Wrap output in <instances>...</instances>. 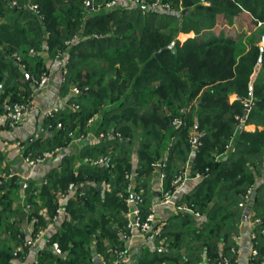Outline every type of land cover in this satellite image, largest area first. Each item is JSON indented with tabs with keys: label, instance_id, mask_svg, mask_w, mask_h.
<instances>
[{
	"label": "trees",
	"instance_id": "1",
	"mask_svg": "<svg viewBox=\"0 0 264 264\" xmlns=\"http://www.w3.org/2000/svg\"><path fill=\"white\" fill-rule=\"evenodd\" d=\"M163 2L171 5L170 13L121 5L92 14L86 0H0L1 109L6 103H28L47 61L68 56L62 86L68 106L45 118L48 135L31 143L26 156L39 159L70 147L84 133L104 134L97 144L87 139L70 147L46 183L28 184L24 199L38 209L34 234L48 224L41 209H47L50 221L62 209L69 214L38 264H97L94 242L98 254L122 250L121 234L129 231L123 213L129 210L126 173L136 170L138 186L145 189L146 217L155 206V193L148 189L154 172L165 174L163 192H171L186 166L188 177L200 180L178 197L176 204L186 208L168 215L155 238L162 251L143 253L137 264H237L235 236L245 218L261 221L253 231L256 263L264 262V0ZM244 11L252 27L237 38L197 39L213 30L218 18ZM157 19L162 20L155 24ZM189 32L197 37L177 41ZM74 87L79 97L72 94ZM75 102L79 109H70ZM176 119L180 125L173 124ZM249 125L257 129L247 131ZM165 156V166L155 169ZM107 157L99 166L84 162ZM22 183L12 177L0 186L9 190L0 194V225L14 198H20ZM71 183L74 197L59 206L56 193H65ZM7 231L24 245L19 227L12 224ZM54 243L65 259L51 250ZM14 256L12 249L0 248V264H12Z\"/></svg>",
	"mask_w": 264,
	"mask_h": 264
},
{
	"label": "crops",
	"instance_id": "2",
	"mask_svg": "<svg viewBox=\"0 0 264 264\" xmlns=\"http://www.w3.org/2000/svg\"><path fill=\"white\" fill-rule=\"evenodd\" d=\"M123 6V5H122ZM142 9V8H141ZM92 11V10H91ZM92 14H97L92 11ZM242 14H240L241 16ZM236 17H228L226 21L234 20ZM206 32V31H205ZM215 30L208 31L207 34L211 35L216 34L219 36L224 34L226 37H231L226 35L225 31L214 33ZM244 32V31H242ZM206 34V33H205ZM200 34L198 37L193 33H180L177 37L180 43H184L190 38L201 37ZM68 60L67 54H62L61 58L49 59L46 64L48 75L50 76V83L45 91L41 93H34L32 99L29 101V110L25 117V120L18 127L11 129L6 126V121L4 118L5 114V104L3 109L0 107V174L3 172L12 173L21 183L25 182L29 184L30 182H35L37 185L41 186L46 183V177L48 174L58 167L60 157L63 154H67L70 151L71 146L64 147L57 150L53 159H50L42 164H37L36 166H31L26 162V151L31 143L41 139L42 137L47 136V131L44 130L45 116L44 111L48 108L59 107L62 111L66 109L68 105L69 95H65L62 91V86L65 81V76L63 74V69ZM257 129L255 125H249L246 127L247 131L253 132ZM62 155V156H61ZM22 183V184H23ZM195 181L192 183H185L176 189L174 198L177 196L181 198L185 194H188L193 186ZM1 188V187H0ZM102 187H100L101 190ZM103 189V188H102ZM150 193H155L156 200L154 201V212L157 217L158 223L163 222L164 227L166 225V209H163L160 205V200L158 196L160 195V182L157 175V170L154 172L153 176L150 178V185L148 187ZM26 190V189H25ZM25 190L22 188L19 191L20 198H14V201L11 205V208L4 213L2 222L0 225V248H10L15 253L12 264H38L39 257L44 250L49 249L50 237L53 234L61 230L62 223L69 219V214L62 209L59 217L57 219L51 220L48 215L47 209H41L39 212L45 217L48 221V224L45 227H41L39 231L34 234V224L36 223V218L33 216L38 209H30L27 206L25 201ZM9 192L8 189L1 190L0 194H5ZM74 192H71L66 200L62 201L60 205H64L67 200L74 197ZM11 193V191H10ZM57 195V193H56ZM12 198L14 197L11 195ZM169 209V207H166ZM246 220L241 225L239 240H238V258L237 264H248L250 257V230L251 222L250 219L245 218ZM15 224L19 227V233L23 235L22 239L24 245L18 244L17 240H13L11 235L7 231L9 226ZM20 239V238H18ZM94 259L99 264L100 259H104L107 262H113L114 257L111 253L110 256L98 254L95 251V242L94 246L92 245ZM163 248L159 247L156 239L151 235L147 236L146 239L141 241V243H136L126 256H124L119 264H137L138 259L141 256V252H160ZM54 251L53 248H51ZM112 252V249H111ZM55 254V252H53ZM61 255V254H60ZM64 255L63 259L67 257ZM61 255V256H62Z\"/></svg>",
	"mask_w": 264,
	"mask_h": 264
},
{
	"label": "built area",
	"instance_id": "3",
	"mask_svg": "<svg viewBox=\"0 0 264 264\" xmlns=\"http://www.w3.org/2000/svg\"><path fill=\"white\" fill-rule=\"evenodd\" d=\"M90 1L92 2L91 10L95 13H101L104 10L110 11V10L118 8L121 5H125L126 7H129V8H134V7L142 8L143 7L147 9H153L155 11H159V10L170 11L171 9L170 4L164 3L161 0H112L107 3H100L98 0H86V4L89 5ZM259 25H261V23H259ZM262 45H264V37L262 38ZM174 47H175V42H172L168 48L173 49ZM14 57L15 59H17L18 62L21 61L20 56L15 55ZM67 64L68 62H66L64 69H63L64 76H66L67 74V68H66ZM49 83H50V76L48 75V73H43L41 77L35 81V91L34 92L41 93L45 91ZM72 93L75 97H79L81 92L78 87H74L72 89ZM69 108L72 110H78L79 105L77 102H75V103H72L69 106ZM28 110H29V102L26 104L25 103H12V104L6 103L5 104V114L3 116L5 118V121L8 122L9 127L11 129H14L23 123ZM59 111H60L59 107L48 108L44 111V116L45 118L46 117L51 118V117H54ZM173 124L176 126L180 125L181 121L176 119L173 121ZM103 137H104V134H101L100 136L82 134L80 138L74 139L73 142H76L77 140L81 141L82 139L84 140L88 139L92 141L93 144H97L98 142L101 141ZM56 151L52 153H46L44 157L39 158V159H33L31 158L30 155L26 156V162L29 165L34 167L37 164H42L52 159V157L55 156ZM105 161L106 160L104 159H100L98 161H94L92 159L85 160L86 163L94 164V165H103ZM159 166L160 165L158 164L154 165L155 168ZM12 177H15L12 173H8V172L1 173L0 174V186L3 184L5 180L10 179ZM158 177H159L160 187L162 188L165 174L163 172H159ZM125 179L127 180V187H126L127 196H125L124 199L127 205L129 206V210L126 215L127 220H128L127 228L129 231L125 234H122V240L126 242L134 238L138 234H141L142 236L151 235L152 237L157 238V239L160 238L162 226L157 225L158 221H157V217H156L154 210H152L148 215H146V217L143 216L142 206L144 203L145 189L138 186L136 170L127 172L125 175ZM181 180H182V177H178L174 181L173 185L178 184ZM22 185H23L22 188L24 190L27 189L28 187L27 183L24 182ZM75 190H76V184L71 183L68 187V190L65 193L58 195L57 197L58 203H61L62 201L66 200L69 194ZM161 192H163V190ZM250 193L251 192L249 191L247 197H245V200L249 198ZM162 196H163L162 197L163 206L168 207V206L175 205L174 193L163 192ZM240 206H243V204H241ZM260 222H261L260 219H254L251 222V230H250L251 232L249 235L251 245H250V257H249L248 264H257L256 259L259 254L258 248H257V234L253 230H254V227L260 224ZM261 233L264 235V230H262ZM238 240H237V243H238ZM125 247H126L125 249L130 248V246H126V245ZM53 249L57 254L59 255L63 254L57 243L53 244ZM126 252L127 251H124V250L113 249L112 255L114 257V261L110 263L104 259H100L99 264H119L120 260L126 255ZM237 253H239V250L237 251ZM225 263L227 262L225 261Z\"/></svg>",
	"mask_w": 264,
	"mask_h": 264
},
{
	"label": "rangeland",
	"instance_id": "4",
	"mask_svg": "<svg viewBox=\"0 0 264 264\" xmlns=\"http://www.w3.org/2000/svg\"><path fill=\"white\" fill-rule=\"evenodd\" d=\"M161 1H163V0H161ZM164 3H168V2H164ZM169 4V3H168ZM206 4V3H205ZM137 8V7H136ZM144 10H147L148 12H158V13H161V14H167V13H170L173 9L171 8L170 9V11H165V10H159V11H155V10H153V9H147V8H143ZM189 12V11H188ZM186 14V13H185ZM228 17H225V16H222V17H220V18H218V22H217V24L214 26V28H213V30H215V32L214 33H217V32H220L221 33V31H225V33H226V35H228V36H231V37H233V38H237L240 34H241V32L242 31H248L251 27H252V18L250 17V15H249V13L248 12H242V15L240 16H238V17H236V18H234V20H230V22H228V21H226V19H227ZM160 20H162V19H157L156 20V22H155V24H158V23H160ZM163 20H165V19H163ZM165 21H167V20H165ZM206 33V34H205ZM208 33V31H206V32H203L202 33V35H201V37H199L198 38V40L200 41V42H206V41H209L211 38H213V36H216V34H212L211 33V35H209V34H207ZM74 41H76V42H78V39L77 40H74ZM177 41H178V39H177ZM15 56V55H14ZM16 61H17V59H16ZM17 63H21V61L20 62H18L17 61ZM43 73H48L47 71H45V72H43ZM42 73V74H43ZM41 74V75H42ZM41 77V76H40ZM32 81V80H31ZM34 81H36V79H34ZM34 85H35V83H34ZM72 92V91H71ZM73 94V93H72ZM75 100H76V98H75ZM6 126H8V128H10L9 127V124H8V122H6ZM84 134H89V135H93V134H91V133H84ZM119 135V134H118ZM195 136V137H194ZM193 137V139H192V144H193V147H196V144H197V133L195 132V135H194ZM81 136H79V137H76V138H74V139H78V138H80ZM74 139H73V141H74ZM84 141V139H82L81 141H79V140H77L76 142H72V145H76V146H81V143ZM69 148V147H68ZM60 149H62V148H60ZM57 152V151H56ZM167 155V154H166ZM166 157L167 156H165V157H163V159H161V160H159L158 162H157V164L158 165H160V166H165V165H163V163L166 161ZM54 157H52V159H53ZM86 159H89V158H85L84 159V162H85V160ZM101 159H104V160H106L105 162H107L108 161V157L107 158H101ZM92 160H94V161H98V160H100V159H98V160H95V159H92ZM137 155L135 154L134 155V160H133V162L135 163V164H137ZM86 163V162H85ZM89 164V163H88ZM91 165H94V164H91ZM94 166H99V165H94ZM159 166V167H160ZM159 167H156L155 169H157V168H159ZM188 166H186L185 167V170L181 173V175H179L178 177H182V180L178 183V184H176V185H173V187H174V189L175 190H173V191H171L170 193H174V195H175V193H176V189H178V187H180L181 185H183V184H185V183H187V182H189V183H192V181L194 180L195 182H198V180H200V176L198 175V176H196L195 178H190V177H188ZM137 173V172H136ZM157 173H158V170H157ZM177 177V178H178ZM176 178V179H177ZM174 184V183H173ZM163 188L164 187H160V195L158 196V198H159V202L162 204V194L161 193H163V192H161L162 190H163ZM100 189V188H99ZM102 189V188H101ZM68 190V189H67ZM66 190V191H67ZM64 192H58L57 193V195H56V198L58 197V195L59 194H63ZM157 198V197H156ZM177 199H178V196L176 197V200H175V198H174V202H175V205H173V206H168L169 207V209H167L166 208V206H163V204L161 205L162 207H164L163 209H166L165 211H167V213L168 214H166V216H167V218H168V215L170 216L171 215V213H173V214H175L174 212H178L179 210H181V209H183V208H186V207H184V206H179V205H177L176 204V202H177ZM156 200V199H155ZM127 204V203H126ZM58 205L59 206H62V205H60V203H58ZM129 207V206H128ZM123 213H125L124 215H127V213H128V211L127 212H123ZM172 214V215H173ZM171 217V216H170ZM160 223V226H163V222L162 221H160L159 222ZM127 233V232H126ZM122 234H125V233H122ZM122 234H121V238H122ZM149 236V235H148ZM146 237H147V235H145V236H142L141 234H138V235H136L134 238H132V239H130V240H128V241H126V242H124L125 243V245L126 246H130V248L129 249H125L126 247H124L122 250H124V251H127L126 252V255L128 254V253H130L131 252V250L133 249V247H134V245L136 244V243H141V241H143L144 239H146ZM236 237V239L238 240V238H240V237H237V236H235ZM58 244V243H57ZM59 245V244H58ZM60 247V246H59ZM61 249V248H60ZM142 254H141V256H143V252H141ZM125 255V256H126Z\"/></svg>",
	"mask_w": 264,
	"mask_h": 264
},
{
	"label": "water",
	"instance_id": "5",
	"mask_svg": "<svg viewBox=\"0 0 264 264\" xmlns=\"http://www.w3.org/2000/svg\"><path fill=\"white\" fill-rule=\"evenodd\" d=\"M91 6H92V2L90 1L89 2V8L90 9H91ZM142 9H143V7H142ZM187 12H188V10H185L183 13L185 14ZM29 81L31 82V79H29ZM2 89H3V86H0V90H2ZM245 107H246V111L248 112L251 109V102L250 101L246 102ZM196 131H198V128H196ZM21 186H23V185H21ZM63 256L64 255H62L61 257H63Z\"/></svg>",
	"mask_w": 264,
	"mask_h": 264
}]
</instances>
